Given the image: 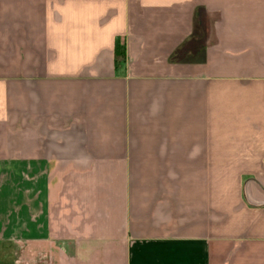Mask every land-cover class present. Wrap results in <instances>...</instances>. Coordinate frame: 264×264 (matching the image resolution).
Masks as SVG:
<instances>
[{"label":"crops","instance_id":"1","mask_svg":"<svg viewBox=\"0 0 264 264\" xmlns=\"http://www.w3.org/2000/svg\"><path fill=\"white\" fill-rule=\"evenodd\" d=\"M0 264H264V0H0Z\"/></svg>","mask_w":264,"mask_h":264},{"label":"trees","instance_id":"2","mask_svg":"<svg viewBox=\"0 0 264 264\" xmlns=\"http://www.w3.org/2000/svg\"><path fill=\"white\" fill-rule=\"evenodd\" d=\"M116 59L117 62L122 63L125 61V45L118 43L116 46Z\"/></svg>","mask_w":264,"mask_h":264}]
</instances>
